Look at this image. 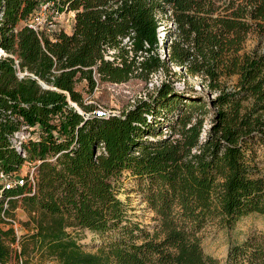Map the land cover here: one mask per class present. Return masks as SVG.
<instances>
[{
	"label": "trees",
	"instance_id": "trees-1",
	"mask_svg": "<svg viewBox=\"0 0 264 264\" xmlns=\"http://www.w3.org/2000/svg\"><path fill=\"white\" fill-rule=\"evenodd\" d=\"M41 1L0 0V170L18 172L22 153L39 161L35 186L0 187V264L32 255L56 264H218L199 232L264 214V169L254 160L264 147V0H56L74 14L70 33L38 36L24 23ZM15 62L29 75L18 79ZM172 67L214 97L206 104L164 80L119 114L88 115L96 107L84 94L97 78L148 81ZM22 129L31 137L17 150L11 137ZM126 178L158 222L153 234L117 198ZM17 208L32 228L20 239L1 218ZM84 232L102 240L95 252L80 246ZM225 264H264V235L232 245Z\"/></svg>",
	"mask_w": 264,
	"mask_h": 264
},
{
	"label": "rangeland",
	"instance_id": "rangeland-1",
	"mask_svg": "<svg viewBox=\"0 0 264 264\" xmlns=\"http://www.w3.org/2000/svg\"><path fill=\"white\" fill-rule=\"evenodd\" d=\"M48 16L51 17L48 13ZM74 16V15H73ZM52 22L53 26L49 27V23L43 26V30L46 33L48 31L63 30L69 32L72 29V17L69 12L65 11L64 14L56 21ZM163 25L159 30V37L162 40L165 38V27H170V22L164 20ZM255 44L254 36L247 40V47L252 48ZM161 55L164 51L161 50ZM172 72L168 75H164L161 72L149 77L148 81L142 79H130L129 81L121 84H112L106 81H100L97 78V87L92 94H84V97L88 99V102L93 103V106L102 107L106 110H111L115 113H121L129 106L133 105L139 99H148L151 97L156 88L160 85L161 81L172 82L177 92L191 93V88L196 90L198 95L204 97L206 104L209 99H212L214 95H210L206 91H202L199 87L196 79L190 77H184L180 74L179 68L172 67ZM233 80L228 82V85L233 84ZM77 90H85V83L78 84ZM212 112L209 115L204 124V130L209 128V119ZM254 160L257 166L264 169V147L259 145L255 147ZM37 171L33 174V185L35 186ZM117 192V198L127 205L128 214L135 222L141 223L145 226L146 230L153 234L154 228L157 227L158 222L155 220L153 213L146 208L145 203L142 202L141 197L137 191L135 181L126 178L121 179L119 183L115 184ZM14 219L17 222V228L15 234L18 239L23 235L31 232L32 228L27 227L25 223L28 221L26 213L17 208L14 211ZM252 235H264V214H250L247 217L241 219L232 227H225L219 223L218 220L209 222L200 232L199 237L201 239V246L203 253L217 260L218 264H225L228 249L232 245L241 244L247 238ZM102 240L96 235L84 232L82 239L79 241L80 246L87 252H95ZM25 264V263H24ZM27 264H56L52 259H41L39 256L32 255V258L28 259Z\"/></svg>",
	"mask_w": 264,
	"mask_h": 264
},
{
	"label": "built area",
	"instance_id": "built-area-1",
	"mask_svg": "<svg viewBox=\"0 0 264 264\" xmlns=\"http://www.w3.org/2000/svg\"><path fill=\"white\" fill-rule=\"evenodd\" d=\"M57 1L56 0H42L37 8L35 9L34 13L25 21L24 25H26L29 29L33 30L38 36H41L42 34L50 35L52 31H48V33L43 30V26H45L47 23H49V27L53 26L52 22L48 21V18L50 21H56V19H59L65 11H58L57 10ZM48 13L51 17L48 16ZM71 17H73V12H69ZM161 41V39H160ZM128 38L123 40V43H127ZM111 53V52H109ZM7 57V54L0 48V58ZM16 64V70H17V77L18 79H23L25 76H28L29 74L26 71H21L18 68L17 62ZM43 88H48V86L42 85ZM119 114L115 113L111 110H106L102 107L95 108L91 114L95 117H102L106 118L110 115ZM26 128V127H23ZM31 130V129H30ZM31 137L30 132L23 130L19 132H15L13 136L11 137V142L15 146L17 150H19V145L22 141L27 140ZM22 159L24 160L20 169L18 172L13 174H6L3 171L0 170V187H3V189H10L15 186H22L25 182V180H29L33 184V174L37 171L39 161H32L28 160L25 154H21ZM6 206V205H5ZM1 218H3L4 222L8 224V226H11L14 231H16L17 228V222L14 219V217H6L3 213H1Z\"/></svg>",
	"mask_w": 264,
	"mask_h": 264
},
{
	"label": "crops",
	"instance_id": "crops-1",
	"mask_svg": "<svg viewBox=\"0 0 264 264\" xmlns=\"http://www.w3.org/2000/svg\"><path fill=\"white\" fill-rule=\"evenodd\" d=\"M72 25H73V17H72ZM52 33H53V32H52ZM52 33H51V34H52ZM66 33H70V31H69V32H66Z\"/></svg>",
	"mask_w": 264,
	"mask_h": 264
}]
</instances>
